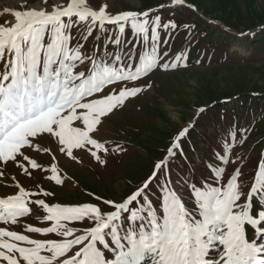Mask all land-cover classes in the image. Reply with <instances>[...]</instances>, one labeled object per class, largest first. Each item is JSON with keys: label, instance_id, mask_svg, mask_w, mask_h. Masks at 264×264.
<instances>
[{"label": "snow or ice", "instance_id": "6c2138e0", "mask_svg": "<svg viewBox=\"0 0 264 264\" xmlns=\"http://www.w3.org/2000/svg\"><path fill=\"white\" fill-rule=\"evenodd\" d=\"M44 5L14 11L15 23L0 25V162L30 174L23 162L40 166L27 152L47 139L72 160L74 150H83L104 165L100 153L109 149L94 133L103 118L152 87L147 79L154 71L179 66L182 55L169 64L167 53L159 51L166 43L160 31L178 25L150 11L113 14L107 3L93 8L89 0L51 5L44 0ZM80 27L86 29L83 41L73 46V29ZM94 31L111 40L112 52L83 51ZM128 34L136 40H124ZM86 62L90 67L78 71ZM141 79L146 83L137 86ZM188 132L187 127L180 131L151 172L119 201L95 196L75 205L47 203L30 199L38 194L17 183L15 194L0 198V264H145L146 258L151 264H264V163L247 192L238 182L240 169L223 182L225 168L215 165L211 183L173 181L169 164L183 154L181 140ZM228 151L222 148L219 163H229ZM50 172L56 185L64 182L55 165ZM182 189L189 190L190 201ZM42 195L55 193L42 190ZM32 205L38 206L35 211ZM30 213H39L44 225L11 227Z\"/></svg>", "mask_w": 264, "mask_h": 264}, {"label": "rangeland", "instance_id": "374dc122", "mask_svg": "<svg viewBox=\"0 0 264 264\" xmlns=\"http://www.w3.org/2000/svg\"><path fill=\"white\" fill-rule=\"evenodd\" d=\"M52 3L48 0V5ZM89 3L93 8L107 3L113 14L150 11L153 16L160 14L162 22L175 21V31H160V39L166 43L159 44V51L167 53L165 62L169 64L176 63L177 56L183 59L177 68L154 71L147 79L152 84L150 89L103 118L94 138L109 149L107 154L100 153L106 160L104 165L83 150H74L77 159L72 160L56 151L54 140H42L27 152L40 167L32 169L22 161L30 174L0 162V198L15 194L19 183L38 194L30 199L42 198L47 203L75 205L90 202L95 196L119 201L122 193H129L142 182L186 127L189 132L181 140L183 154L169 164L172 180L179 177L197 184L211 183L215 165L225 168L223 182L240 169L238 182L245 192L249 191L259 165L264 163V0H185L184 5H174L172 0ZM44 6V0H0V25L15 23L11 12ZM85 31L83 27L73 29V46L83 41ZM115 31L113 28L107 37ZM123 39L135 41L136 37L128 34ZM141 46L137 44V51ZM105 49L112 52L114 45L104 33L95 31L83 46V51L95 55H103ZM88 67L90 63L86 62L77 70ZM145 83L141 79L136 85ZM225 146L229 148L227 165L219 163ZM53 165L64 181L61 185L48 178ZM42 190L54 192L55 196L44 197ZM182 192L190 201L189 190ZM31 207L35 211L38 206ZM44 223L39 213H30L20 219L19 226L11 227L23 231L24 224ZM252 234L249 228L250 238ZM214 255L213 251L210 256ZM145 264H151V259L146 258Z\"/></svg>", "mask_w": 264, "mask_h": 264}, {"label": "bare ground", "instance_id": "6f19581e", "mask_svg": "<svg viewBox=\"0 0 264 264\" xmlns=\"http://www.w3.org/2000/svg\"><path fill=\"white\" fill-rule=\"evenodd\" d=\"M12 13V12H11ZM14 17V16H13Z\"/></svg>", "mask_w": 264, "mask_h": 264}]
</instances>
